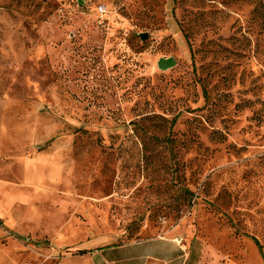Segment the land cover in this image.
<instances>
[{
  "label": "rangeland",
  "instance_id": "1",
  "mask_svg": "<svg viewBox=\"0 0 264 264\" xmlns=\"http://www.w3.org/2000/svg\"><path fill=\"white\" fill-rule=\"evenodd\" d=\"M164 235L264 264V2L0 0V264Z\"/></svg>",
  "mask_w": 264,
  "mask_h": 264
},
{
  "label": "crops",
  "instance_id": "2",
  "mask_svg": "<svg viewBox=\"0 0 264 264\" xmlns=\"http://www.w3.org/2000/svg\"><path fill=\"white\" fill-rule=\"evenodd\" d=\"M178 243L164 235L112 246L96 254L99 264H188V255Z\"/></svg>",
  "mask_w": 264,
  "mask_h": 264
},
{
  "label": "water",
  "instance_id": "3",
  "mask_svg": "<svg viewBox=\"0 0 264 264\" xmlns=\"http://www.w3.org/2000/svg\"><path fill=\"white\" fill-rule=\"evenodd\" d=\"M140 37H141V39H145L146 34H141ZM156 66H157L158 70L166 71V70L171 69L172 67L175 66V60L172 57L159 58L156 62Z\"/></svg>",
  "mask_w": 264,
  "mask_h": 264
},
{
  "label": "trees",
  "instance_id": "4",
  "mask_svg": "<svg viewBox=\"0 0 264 264\" xmlns=\"http://www.w3.org/2000/svg\"><path fill=\"white\" fill-rule=\"evenodd\" d=\"M256 1H260V2H264V0H256ZM186 40H187V36L184 35ZM188 45H189V42L187 41ZM190 55H191V59H193V55H192V52H191V47H190ZM253 239V242L256 244V246L259 248V250H261V247L258 243V241L255 239V238H252ZM83 253V252H82Z\"/></svg>",
  "mask_w": 264,
  "mask_h": 264
},
{
  "label": "built area",
  "instance_id": "5",
  "mask_svg": "<svg viewBox=\"0 0 264 264\" xmlns=\"http://www.w3.org/2000/svg\"><path fill=\"white\" fill-rule=\"evenodd\" d=\"M103 11H104V10H103L102 7H99V8H98V12H99V13H103Z\"/></svg>",
  "mask_w": 264,
  "mask_h": 264
}]
</instances>
